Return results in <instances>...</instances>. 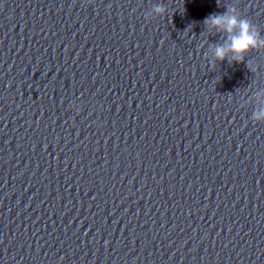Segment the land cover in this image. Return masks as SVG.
Masks as SVG:
<instances>
[{
	"label": "clouds",
	"instance_id": "obj_1",
	"mask_svg": "<svg viewBox=\"0 0 264 264\" xmlns=\"http://www.w3.org/2000/svg\"><path fill=\"white\" fill-rule=\"evenodd\" d=\"M157 13H163V7H156ZM206 26L227 34L229 43L217 45L214 55L217 60L223 61L231 53L232 61L242 62L245 55L260 48H264V37L257 28L246 18H243L235 7H227L222 14H212L204 20ZM252 118L257 123L264 122V110L254 112Z\"/></svg>",
	"mask_w": 264,
	"mask_h": 264
}]
</instances>
